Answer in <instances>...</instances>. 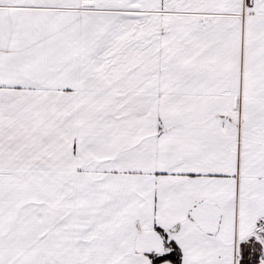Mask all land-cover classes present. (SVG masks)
Wrapping results in <instances>:
<instances>
[{"label":"snow or ice","instance_id":"snow-or-ice-1","mask_svg":"<svg viewBox=\"0 0 264 264\" xmlns=\"http://www.w3.org/2000/svg\"><path fill=\"white\" fill-rule=\"evenodd\" d=\"M0 264H264V0H0Z\"/></svg>","mask_w":264,"mask_h":264}]
</instances>
